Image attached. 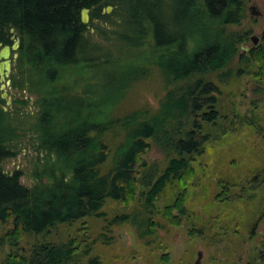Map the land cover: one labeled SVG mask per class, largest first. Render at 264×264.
Wrapping results in <instances>:
<instances>
[{
    "label": "trees",
    "instance_id": "obj_1",
    "mask_svg": "<svg viewBox=\"0 0 264 264\" xmlns=\"http://www.w3.org/2000/svg\"><path fill=\"white\" fill-rule=\"evenodd\" d=\"M248 1L0 0V48L11 44L10 29L20 42L10 85L36 96L30 114L28 98L14 97L4 110L0 95V226L12 224L3 239L17 245L25 234L99 216L108 199L144 207L150 215L138 222L143 235L154 232L151 215L168 195L163 217L183 223L189 176L221 119L219 84L242 73L264 83V27L248 46L249 32L233 28L248 16ZM84 7L89 23L81 21ZM94 32L108 44L94 40ZM154 69L165 85L158 106L120 113L130 89ZM97 77L103 80L95 84ZM24 126L38 153L32 185L21 182L20 170L3 167L18 154ZM151 144L167 158L162 170L143 159ZM217 184L220 201L232 199L236 184ZM130 218L125 212L111 222ZM76 243H38L1 264L74 263ZM258 256L264 264V242ZM98 263L90 257L89 264Z\"/></svg>",
    "mask_w": 264,
    "mask_h": 264
},
{
    "label": "rangeland",
    "instance_id": "obj_2",
    "mask_svg": "<svg viewBox=\"0 0 264 264\" xmlns=\"http://www.w3.org/2000/svg\"><path fill=\"white\" fill-rule=\"evenodd\" d=\"M251 6L260 14H252ZM247 9L248 16L241 25L233 27L249 32V41L244 46L251 45L252 37L258 40L262 34L264 0H249ZM105 10L106 7L104 12L111 14L114 7L109 12ZM88 15L90 22V11ZM92 38L108 44L98 33ZM16 57L11 56L9 76L16 71V62L13 61ZM150 73L147 80L130 89L118 107L120 113L132 108L158 106L165 93V85L157 70ZM102 80L97 77L95 84ZM10 84L11 81L7 85L10 103L7 104L5 99L3 106L12 109L14 97L28 98L27 112L33 114L36 96L25 90L17 91ZM219 88L217 96L221 119H218L219 125L213 131L206 152L196 164L197 172L189 176L188 214L181 218L183 223L172 224L163 217L161 207L172 198L168 195L165 196L167 199L164 197L157 204V212L151 215L154 232L143 235V228L138 222L150 215L144 207L134 202L126 208L108 199L101 215L86 216L73 223H59L40 234H25L17 245L3 239V235L12 227L11 222L1 225L0 264L9 253L18 251L28 254L35 244L61 243L70 238H75L78 245L74 259L76 263L70 264H89L93 256L98 258V264H195L199 252L201 256L197 264H262L258 251L264 242V83L242 73L219 84ZM34 136L24 126L17 147L18 154L3 161L6 171L20 170V180L27 185L34 183L32 173L38 154L31 145ZM143 159L161 170L167 163L165 154L155 144H151ZM222 178L236 184L231 191L234 194L232 199L220 201L217 197V182ZM242 189L252 196L248 197L241 192ZM125 212L131 218L136 217L135 220L131 221L130 218L123 223L111 222L115 215ZM192 215L194 218L188 219ZM106 236L110 237L109 240ZM89 243L92 248L85 254Z\"/></svg>",
    "mask_w": 264,
    "mask_h": 264
},
{
    "label": "water",
    "instance_id": "obj_3",
    "mask_svg": "<svg viewBox=\"0 0 264 264\" xmlns=\"http://www.w3.org/2000/svg\"><path fill=\"white\" fill-rule=\"evenodd\" d=\"M111 8H112L111 5H107L105 11L109 12ZM250 11L254 15L260 14L258 11L255 10L254 6L250 7ZM88 12H89V9L86 7L81 9L80 16H81V21L83 23H87L89 21ZM10 32H11V37H10L11 44H4L0 48V90L2 91L1 97L6 99L7 104L10 103V98H11L7 92V85L10 82L9 73H10L11 65H12L11 56L13 57L17 56L16 53L12 54V52L16 51L20 45L19 38L14 33V30L10 29ZM252 40L254 42H257L256 37H252ZM3 109L6 110L7 108L3 106ZM200 256H201V253L199 252L198 259L200 258ZM198 259L195 264L198 263Z\"/></svg>",
    "mask_w": 264,
    "mask_h": 264
},
{
    "label": "bare ground",
    "instance_id": "obj_4",
    "mask_svg": "<svg viewBox=\"0 0 264 264\" xmlns=\"http://www.w3.org/2000/svg\"><path fill=\"white\" fill-rule=\"evenodd\" d=\"M89 22V21H88Z\"/></svg>",
    "mask_w": 264,
    "mask_h": 264
}]
</instances>
